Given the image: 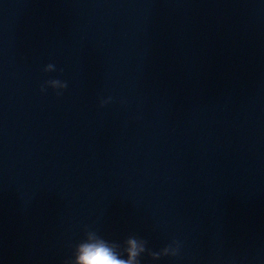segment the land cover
<instances>
[{"label":"water","instance_id":"obj_1","mask_svg":"<svg viewBox=\"0 0 264 264\" xmlns=\"http://www.w3.org/2000/svg\"><path fill=\"white\" fill-rule=\"evenodd\" d=\"M86 228L264 264V0H0V264Z\"/></svg>","mask_w":264,"mask_h":264},{"label":"clouds","instance_id":"obj_2","mask_svg":"<svg viewBox=\"0 0 264 264\" xmlns=\"http://www.w3.org/2000/svg\"><path fill=\"white\" fill-rule=\"evenodd\" d=\"M41 91H45L43 86ZM147 243L143 238L135 236L128 237L123 243L109 241L96 231L86 228L84 239L74 245L72 256L64 264H142L145 254L155 261L160 254L146 247Z\"/></svg>","mask_w":264,"mask_h":264}]
</instances>
